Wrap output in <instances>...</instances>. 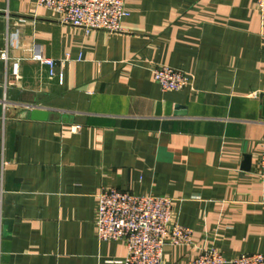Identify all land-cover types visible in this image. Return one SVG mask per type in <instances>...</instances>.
<instances>
[{"label":"crops","instance_id":"0c3cea01","mask_svg":"<svg viewBox=\"0 0 264 264\" xmlns=\"http://www.w3.org/2000/svg\"><path fill=\"white\" fill-rule=\"evenodd\" d=\"M125 2L124 31L107 33L0 0V264H123L126 243L97 235L106 188L173 199L194 243L168 245L162 264L264 255L257 0ZM163 65L190 84L164 91Z\"/></svg>","mask_w":264,"mask_h":264},{"label":"built area","instance_id":"2783aa9c","mask_svg":"<svg viewBox=\"0 0 264 264\" xmlns=\"http://www.w3.org/2000/svg\"><path fill=\"white\" fill-rule=\"evenodd\" d=\"M36 4L56 13L61 24L86 32H123L122 21L129 15L125 0H36ZM257 5L264 23V0H257ZM35 59L49 65L52 71L56 65L41 54L35 55ZM153 74L164 91H180L190 84L186 73L170 66H157ZM258 174L264 185V150L259 158ZM96 223L99 241L126 243L123 264H162L168 245L194 243V229L174 219L173 199L168 196L135 195L106 188L99 194ZM1 238L0 230V245ZM188 264H264V255L252 253L228 258L216 248H210Z\"/></svg>","mask_w":264,"mask_h":264},{"label":"water","instance_id":"95a60500","mask_svg":"<svg viewBox=\"0 0 264 264\" xmlns=\"http://www.w3.org/2000/svg\"><path fill=\"white\" fill-rule=\"evenodd\" d=\"M27 115L32 119L47 120L50 116V113L45 109L35 108L27 112Z\"/></svg>","mask_w":264,"mask_h":264}]
</instances>
